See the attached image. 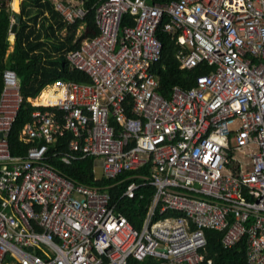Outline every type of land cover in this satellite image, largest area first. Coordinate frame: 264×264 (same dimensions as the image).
I'll return each instance as SVG.
<instances>
[{
  "label": "built area",
  "instance_id": "1",
  "mask_svg": "<svg viewBox=\"0 0 264 264\" xmlns=\"http://www.w3.org/2000/svg\"><path fill=\"white\" fill-rule=\"evenodd\" d=\"M96 1L98 35L65 56L91 82L57 80L27 98L47 109L23 126L21 156L8 144L21 88L2 72L0 264H212L207 230L224 232L225 248L245 238L247 263L264 264V0ZM52 2L68 24L85 16L82 0ZM125 14L133 25L120 26ZM164 17L179 67L213 68L169 99L151 71ZM47 89L58 97L41 104ZM247 145L249 164L235 159ZM86 158L105 179L129 174L112 184L124 185L118 200L51 163ZM141 187L153 191L137 229L117 206Z\"/></svg>",
  "mask_w": 264,
  "mask_h": 264
},
{
  "label": "trees",
  "instance_id": "2",
  "mask_svg": "<svg viewBox=\"0 0 264 264\" xmlns=\"http://www.w3.org/2000/svg\"><path fill=\"white\" fill-rule=\"evenodd\" d=\"M82 1L85 16L68 24L55 10L52 0H22L14 33L13 49L9 52L10 29L14 20L11 3L17 11L20 0H0V92L3 85L2 72L10 68L17 75L22 94L20 110L8 137L9 149L13 156L26 153L28 145L20 141L19 134L23 126L30 121L31 113L36 109H47L33 107L27 98L38 96L43 89L57 80L83 84L91 82L87 74L72 68L65 58L68 52L79 48L83 39H92L98 35L95 25L97 1ZM171 1L153 0L159 5L168 4ZM166 22L167 18L164 17L156 32V38L161 44V52L159 60L151 67V71L159 79L158 93L169 99L174 87L188 90L195 85L198 76L208 74L213 68L202 63L191 70L181 69L176 59L178 49L176 37L162 31V26ZM126 25H133V17L129 14H125L121 19L120 26ZM80 29L81 32H79ZM55 100L51 94L43 93L40 96L43 104L52 103ZM51 163L77 182L89 186L107 187L111 203L118 200L124 187V185L113 186L112 184L129 176L125 173L116 180H108L104 177L94 180L93 160L90 158L74 161L69 165L56 160ZM152 191L151 187H141L133 200L120 201L117 206L118 212L123 214L134 228L140 227L142 217L150 203ZM223 235L224 232L215 230L205 232L207 242L205 259L210 260L212 264H248L245 238L225 248L221 244ZM130 264H149V262L146 260L139 263L132 259Z\"/></svg>",
  "mask_w": 264,
  "mask_h": 264
},
{
  "label": "rangeland",
  "instance_id": "3",
  "mask_svg": "<svg viewBox=\"0 0 264 264\" xmlns=\"http://www.w3.org/2000/svg\"><path fill=\"white\" fill-rule=\"evenodd\" d=\"M64 1V0H63ZM22 2V0H20V3ZM20 8V5H19ZM79 32H81V29L79 30ZM50 89V88H48ZM44 90L45 93H48V91L50 90ZM244 151V155H240V154H236L235 155V159L238 160L239 162L242 163H250V159L247 156V154L252 153V152H256L257 151V147L255 145H247L243 148ZM94 172H95V177L99 178L102 176V168L99 165L94 166Z\"/></svg>",
  "mask_w": 264,
  "mask_h": 264
},
{
  "label": "water",
  "instance_id": "4",
  "mask_svg": "<svg viewBox=\"0 0 264 264\" xmlns=\"http://www.w3.org/2000/svg\"><path fill=\"white\" fill-rule=\"evenodd\" d=\"M19 5H20V2H19ZM11 9H12V11L14 12V21H13L12 27H11V29H10V33H11V34H14L15 31H16V24H17L18 19H19V10H20V8L18 7V10L15 11L14 8H13V3H12V5H11Z\"/></svg>",
  "mask_w": 264,
  "mask_h": 264
},
{
  "label": "crops",
  "instance_id": "5",
  "mask_svg": "<svg viewBox=\"0 0 264 264\" xmlns=\"http://www.w3.org/2000/svg\"><path fill=\"white\" fill-rule=\"evenodd\" d=\"M66 2H67V3H69V2L72 3V2H75V1H74V0H66ZM12 22H13V21H12ZM14 38H15V34H11V33H10V47H9V52H11L12 49H13ZM43 93H45V92L43 91L42 94H43ZM50 94H51V93H50ZM50 94H49V95H50ZM30 99H31V98H30ZM39 102H41V101H40V98H39ZM52 103H53V102H52ZM44 104H47V103H44Z\"/></svg>",
  "mask_w": 264,
  "mask_h": 264
},
{
  "label": "bare ground",
  "instance_id": "6",
  "mask_svg": "<svg viewBox=\"0 0 264 264\" xmlns=\"http://www.w3.org/2000/svg\"><path fill=\"white\" fill-rule=\"evenodd\" d=\"M53 97H55V99H57L58 96H53ZM55 101H56V100H55ZM55 101H54V102H55ZM39 103L43 104L42 102H39Z\"/></svg>",
  "mask_w": 264,
  "mask_h": 264
},
{
  "label": "clouds",
  "instance_id": "7",
  "mask_svg": "<svg viewBox=\"0 0 264 264\" xmlns=\"http://www.w3.org/2000/svg\"><path fill=\"white\" fill-rule=\"evenodd\" d=\"M12 1V0H11ZM11 5H12V3H11ZM14 21V20H13Z\"/></svg>",
  "mask_w": 264,
  "mask_h": 264
}]
</instances>
